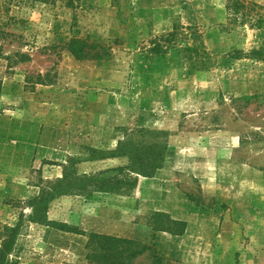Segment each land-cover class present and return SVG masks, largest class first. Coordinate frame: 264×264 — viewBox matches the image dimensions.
Returning <instances> with one entry per match:
<instances>
[{"label": "rangeland", "instance_id": "obj_1", "mask_svg": "<svg viewBox=\"0 0 264 264\" xmlns=\"http://www.w3.org/2000/svg\"><path fill=\"white\" fill-rule=\"evenodd\" d=\"M225 2L0 0V229L24 213L16 264H87L90 234L152 246L132 264H264V60L231 58L260 40ZM174 22L196 26L209 56L146 64L140 48ZM73 32L111 58H74L61 47ZM128 135L166 145L151 176L61 195L52 224L26 221L24 201L68 161L101 176L127 165L110 152Z\"/></svg>", "mask_w": 264, "mask_h": 264}, {"label": "trees", "instance_id": "obj_2", "mask_svg": "<svg viewBox=\"0 0 264 264\" xmlns=\"http://www.w3.org/2000/svg\"><path fill=\"white\" fill-rule=\"evenodd\" d=\"M225 9L230 15L229 20L240 24L249 22L251 27L256 28L260 40L249 52L235 49L230 53L231 58L264 60V7L248 0H226ZM115 41L118 42L117 39ZM61 45L77 60L105 62L112 56V46L109 43L90 35L80 36L73 32ZM140 53L144 62L152 66L168 61L173 56H177L174 60L179 64L198 65L209 56L198 28L178 22H174L169 30L149 38L148 44L140 48ZM165 150L166 145L159 141L139 140L128 135L118 140L116 149L110 154L127 157L129 163L106 170L114 171L112 176H101L103 172L79 174L75 171L73 161H68L60 178L48 181L36 196L24 201L30 208L26 221L52 224L47 216L48 208L50 203L61 195H88L94 189L122 191L132 187L136 181V176L132 175L151 176L161 167ZM24 216V213L20 212L15 224L3 225L0 229V264H16V259L11 256L16 250ZM88 245L91 250L86 255L87 264H132L138 256L152 249V246L137 240L102 234H90ZM159 260L155 255L154 264H158Z\"/></svg>", "mask_w": 264, "mask_h": 264}]
</instances>
